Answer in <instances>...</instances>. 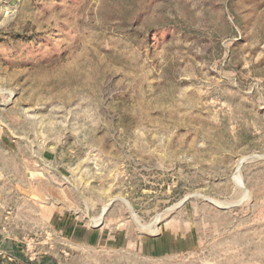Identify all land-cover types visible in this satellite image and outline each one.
I'll list each match as a JSON object with an SVG mask.
<instances>
[{
	"label": "rangeland",
	"instance_id": "374dc122",
	"mask_svg": "<svg viewBox=\"0 0 264 264\" xmlns=\"http://www.w3.org/2000/svg\"><path fill=\"white\" fill-rule=\"evenodd\" d=\"M0 264H264V0H0Z\"/></svg>",
	"mask_w": 264,
	"mask_h": 264
},
{
	"label": "water",
	"instance_id": "95a60500",
	"mask_svg": "<svg viewBox=\"0 0 264 264\" xmlns=\"http://www.w3.org/2000/svg\"><path fill=\"white\" fill-rule=\"evenodd\" d=\"M241 163H242V161L240 162L239 167L241 166ZM239 167H238V168H239ZM241 187H243V186H242V182H241ZM210 203L214 205V202L210 201ZM216 207H218L219 209H223L222 207H219V206H216ZM106 209H107V208H104L102 214H104V212H105Z\"/></svg>",
	"mask_w": 264,
	"mask_h": 264
},
{
	"label": "bare ground",
	"instance_id": "6f19581e",
	"mask_svg": "<svg viewBox=\"0 0 264 264\" xmlns=\"http://www.w3.org/2000/svg\"><path fill=\"white\" fill-rule=\"evenodd\" d=\"M236 180H237V182H239V179H238V177H236ZM240 184H241V182H240Z\"/></svg>",
	"mask_w": 264,
	"mask_h": 264
}]
</instances>
